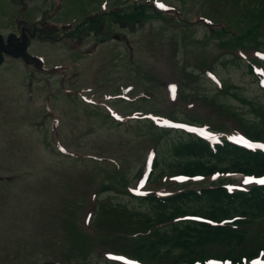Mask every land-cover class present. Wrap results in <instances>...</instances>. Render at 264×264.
I'll return each instance as SVG.
<instances>
[{"label":"rangeland","instance_id":"374dc122","mask_svg":"<svg viewBox=\"0 0 264 264\" xmlns=\"http://www.w3.org/2000/svg\"><path fill=\"white\" fill-rule=\"evenodd\" d=\"M182 1L189 7L191 17L186 19L193 20L199 8L216 20H227L231 23L230 33H249L244 36L245 52L264 53V21L254 28L259 21L257 15L264 11V0H165V3L179 7ZM112 2L132 4V0H108V5L106 0H61V12L59 9L49 15L56 0H0V30L17 31L14 18L22 14L38 27L44 17L55 23L78 18L80 23L86 14H99L102 9H109ZM91 18L95 26L83 29L85 44L78 53L67 43L65 33L75 32L70 24L62 25L65 29L58 30L60 34L55 36L44 32L55 43L35 40L33 44L35 50L44 52L48 65L63 64L61 61L68 62L73 57L82 62L73 69V79L71 70H63L67 71L68 81L63 80L64 88L71 86L74 79L79 80L73 86L85 87L86 93H93L97 102L104 101L101 106L85 102L77 94L79 98L67 96L60 75L48 76L50 84L44 75L34 80L31 66L12 58L0 68V174L18 176L13 182H0V264H38L51 260L60 264H114L107 261L103 250L130 253L140 244L138 237L101 240L102 243L93 240V246L82 251L84 246H78L79 234L71 236L70 231L75 230L70 223L75 220L74 225L79 224L81 211L95 186L111 183L114 189L99 192V199L136 214L116 219L100 206L97 208L100 232L111 228L130 233L143 229L146 224L140 213H150L152 207L126 192L117 169L135 180L146 162L154 157L152 150H156L157 173L174 172L178 162L174 147L187 136L160 124L156 126L148 118L118 122L108 115L106 104L122 114L173 110L171 115L179 119H186L190 116L187 114L192 116L191 111L200 116L210 109L207 113L212 114L204 118L211 116L214 123H223L227 129L238 128L241 119L245 124L261 123L258 108H264V92L248 60L228 42L229 35L214 33L200 19L188 23L150 16L128 25L110 16L102 22L96 16ZM55 23L54 28L58 26ZM251 28L254 30L250 32ZM92 40L98 42L95 55L91 52ZM207 65L223 80L227 91H220L202 69ZM258 68V72L262 71L264 62ZM170 82L175 89L179 85L186 97L184 101L179 97L172 99L175 89L170 90ZM122 85L128 97L119 95ZM47 102L60 118L57 127L46 109ZM59 141L72 154L63 152ZM92 156L106 161L100 163L92 160ZM83 157L89 158L82 160ZM256 243H264V217L254 225L243 246L250 249ZM227 249L216 244L207 246L206 252ZM171 250L172 255L178 254V248Z\"/></svg>","mask_w":264,"mask_h":264},{"label":"trees","instance_id":"16d2710c","mask_svg":"<svg viewBox=\"0 0 264 264\" xmlns=\"http://www.w3.org/2000/svg\"><path fill=\"white\" fill-rule=\"evenodd\" d=\"M145 7V5L136 3L132 15L128 18L134 19L140 16L145 11ZM130 14L127 13V15ZM151 15L152 13L148 14V16ZM258 27L259 25H256L254 28ZM254 28H251L250 32ZM218 33L223 35L225 30H219ZM258 112L261 116V123L246 122L245 128L252 136L264 138V108H258ZM176 152L184 159L178 163L180 171L190 175L197 173L209 175L216 169L264 174V152H251L228 142L219 146L214 152L203 139L189 137L177 144ZM125 180L127 182L126 177ZM110 188V185L104 186L106 190ZM143 200L152 207L150 213H140L142 217L140 219L145 220L148 229H152L156 224L168 223L161 228L154 229L153 234H150L151 231L141 236L140 244L134 249L137 256L141 258H147L144 249L152 257L166 258L169 257L171 248H178L179 253L171 264H177L179 261L195 264L196 259L204 260L208 256L207 246L223 244L228 248L226 255L232 256L235 264H245L242 261L243 254L251 256L257 253L259 248H264L263 243L252 251L240 252V246L250 237L254 225L264 217V185H254L249 190H239L233 193L227 191L224 182L204 184L200 187L186 185L169 197L158 198L155 195H149ZM101 207L102 211L105 210L116 219L136 214L104 201ZM154 212L155 215H151ZM190 212L200 213L215 220L234 215H240L241 219L235 223V226H214L205 222L175 220ZM74 224L70 223V227L85 237L78 239V244L84 247L92 245V240H105L120 231L119 228H111L108 231L90 235L82 230L77 231L78 228ZM124 224L127 226V223ZM97 227H102L100 216L97 219ZM163 247H165L164 251Z\"/></svg>","mask_w":264,"mask_h":264},{"label":"water","instance_id":"95a60500","mask_svg":"<svg viewBox=\"0 0 264 264\" xmlns=\"http://www.w3.org/2000/svg\"><path fill=\"white\" fill-rule=\"evenodd\" d=\"M26 49V46L18 47L16 49L10 48L9 46L5 45V43H3V37L2 34H0V64L4 61V52L16 57L25 56L28 58L29 55L26 53Z\"/></svg>","mask_w":264,"mask_h":264},{"label":"snow or ice","instance_id":"6c2138e0","mask_svg":"<svg viewBox=\"0 0 264 264\" xmlns=\"http://www.w3.org/2000/svg\"><path fill=\"white\" fill-rule=\"evenodd\" d=\"M253 181L251 179H245L244 180V183L245 184H248V183H252ZM257 183H260V184H264V179H261L259 181H256Z\"/></svg>","mask_w":264,"mask_h":264}]
</instances>
